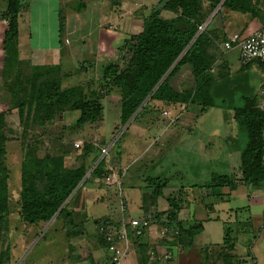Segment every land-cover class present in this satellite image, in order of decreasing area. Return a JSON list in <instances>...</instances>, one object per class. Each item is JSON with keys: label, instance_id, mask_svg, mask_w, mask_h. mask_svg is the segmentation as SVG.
<instances>
[{"label": "crops", "instance_id": "1", "mask_svg": "<svg viewBox=\"0 0 264 264\" xmlns=\"http://www.w3.org/2000/svg\"><path fill=\"white\" fill-rule=\"evenodd\" d=\"M109 1L84 0V8L70 15L61 11V7L67 8L66 0H29L31 4L26 20L22 14L19 17L23 34L19 26L18 59L32 61L33 66L58 65L62 88L81 85L85 90L92 83L99 86L100 67L111 61L107 55L112 48L118 47L115 38L118 32L120 44L125 38L139 34L143 19L150 10L163 4L160 0ZM250 1L251 13L234 12L221 4L213 7L207 1L201 2L200 17L210 39L208 52L221 72L241 68L238 50L223 49V43L229 36L239 34L247 37L264 27V0ZM3 2L0 13L5 7ZM160 15L164 19L174 17L166 10H161ZM5 25L6 22L0 18V67ZM77 31L82 34L77 35ZM47 55H51V59L47 60ZM256 67L253 64L243 71L248 80L256 77L259 72ZM186 71L187 66L170 80L171 87L177 92L191 87L192 78L189 79L186 75L189 71ZM108 94L101 99V119L70 133L75 141L94 149L93 153L98 154L97 162L102 157V147L110 145L111 150L116 147L117 154L110 165L121 175L119 185L107 187L98 178L87 175L80 189L63 205V213H57L48 222L28 225L37 229L38 234L15 264H110L109 252L100 239V222L108 219L116 224L129 218L143 217L151 218V228L142 238L129 241V253L120 264H264V244L257 242L260 238L264 240V222H261L264 220V208L256 214L253 212L258 203L264 205V191L253 190L238 182L229 198L220 201L205 188L211 183L213 173L225 175V170L229 169L231 156L227 149L231 135L237 134L232 111L173 110L166 117L162 112L154 114L152 109L140 110L123 130L119 126V91L113 88ZM114 96L118 109L116 115L113 112L106 114L115 118L108 127L104 120V101ZM152 105H161L163 110L167 107L160 102ZM14 111L12 109L10 113ZM72 117L75 122L77 117ZM116 131L120 135L116 139L117 145L113 146ZM99 141L105 144L99 146ZM89 156L91 159L93 154ZM179 168L183 172H179ZM156 185H163L157 196L154 194ZM182 196L185 203L177 214L176 222L165 227L167 221L163 213L169 209V199ZM234 201L241 203L236 210L229 207ZM155 215L158 218L154 219ZM177 222H180L182 230L194 228V235L191 238L181 236V241L177 239L172 243L178 235ZM225 223L243 224L242 230L233 237L232 248L222 239ZM252 232L258 239L250 244L244 241L243 244L241 238ZM20 239L24 241L21 235ZM164 252L170 253L169 260L161 259Z\"/></svg>", "mask_w": 264, "mask_h": 264}, {"label": "trees", "instance_id": "2", "mask_svg": "<svg viewBox=\"0 0 264 264\" xmlns=\"http://www.w3.org/2000/svg\"><path fill=\"white\" fill-rule=\"evenodd\" d=\"M83 1L75 0L73 9L77 12L81 11L85 6ZM202 1L209 2L213 7L221 4L234 12L251 13L252 11L250 0H160L162 6L153 7L149 15L143 19L141 32L125 38L119 47L118 53L124 63L123 66L117 62H109L100 67L99 91L89 90L86 93L81 85L62 88V76L58 65L29 66L28 70L31 72V76L28 77L29 84L21 83L18 75H15L14 95H17L20 102L12 106L8 112L15 109L20 119L22 116L32 118L39 126L51 122L64 112H77L74 128L80 129L101 119L103 106L100 91L108 94L113 88L118 89L120 95L121 125L127 123L145 101L147 104L164 103L166 109L172 111H176L181 105H184L183 109H187L189 105L195 104L201 106L199 110L201 112L215 108L232 111L240 136L235 141V148L240 152V177L238 180H233L231 176L213 173L211 183L205 188L220 201L229 198L238 182L251 189H258L264 183V111L253 107L247 82L242 85L235 84L244 80L246 75L238 74L216 79L208 74L207 71L214 59L208 52L210 39L205 29L202 32L198 30L202 25L200 17ZM21 8L22 0H5L4 10L0 13V18L6 22L1 38L3 55L0 78L3 79L11 77L16 71L19 72L22 67L17 52ZM161 10L173 13L174 17L162 18ZM253 64L259 67L264 76L262 67L256 62L240 66V70H248ZM185 66L191 68L195 84L186 94L177 92L170 85V80ZM263 82L264 77L261 84ZM4 119L5 114L0 112V127L3 126ZM115 145L117 142L113 146ZM85 149L82 162L76 167H63L55 171L54 168L49 169L46 159L31 158L27 161L18 200L19 217L24 224L45 223L57 213H63L62 207L65 202L80 189L89 162L93 161L94 164L98 160V154L93 153L94 149L91 146L86 145ZM2 150L0 144V155ZM92 154L93 157L90 159L89 155ZM104 161V158L100 159L94 167L91 164L93 171L90 177L98 178L101 183L107 173ZM52 165L54 166V162ZM40 173L45 175L42 189L37 186V182L43 181H40ZM7 179L5 175L0 176V240L4 233L5 215L8 213ZM153 182L159 181L153 180ZM163 185L154 187L156 196L161 193L160 188ZM184 203L183 196L169 199V209L163 213L167 221L165 227L168 228L176 222L177 214ZM156 216L154 219L158 218ZM107 225L119 228L122 221L116 224L108 219L100 222V227ZM180 225V222L175 225L178 235L172 243L181 241V236L186 235L191 238L194 235V228L182 230ZM129 237L130 240L135 239L130 234ZM100 239L107 249L108 244L101 231ZM233 246L229 242V247ZM10 253L8 245L4 248L0 246V264H8ZM108 260L110 262L109 254Z\"/></svg>", "mask_w": 264, "mask_h": 264}, {"label": "rangeland", "instance_id": "3", "mask_svg": "<svg viewBox=\"0 0 264 264\" xmlns=\"http://www.w3.org/2000/svg\"><path fill=\"white\" fill-rule=\"evenodd\" d=\"M5 1V0H3ZM0 0V10L2 6L4 5V2ZM116 0H113L114 2ZM108 2H110L108 0ZM29 0H22V8H21V13L22 17H24V20H26L27 17V12L29 11ZM31 4V3H30ZM66 6L61 7V11L65 14H74L73 12H76L73 8L75 6V0H66ZM73 9V10H72ZM64 10V11H63ZM72 12H71V11ZM20 26V31H21V23H19ZM81 31V30H80ZM77 31V35L82 34V32ZM4 32V30H3ZM21 34H23V31H21ZM119 35H116L115 38L117 40V45L118 47L113 50L112 52L110 51L107 55L108 58H110L111 61L108 62H117L119 65L123 66L122 60H120L118 49L122 45L120 44L121 37H120V32H118ZM23 37V36H22ZM70 41L72 42L73 36L72 34L70 35ZM120 44V45H119ZM19 57V56H18ZM47 60L51 59V55H47ZM126 58L128 56L126 55ZM214 59V57H213ZM22 62V67L19 70V72H15L14 75L11 77H8L7 79L0 78V112L5 114V119H4V124L2 127H0V144H2L3 150L1 152L2 155H0V176L5 175L7 179V184H8V213L5 215V226H4V233L1 237L0 240V246L4 248L5 246L8 245V247L11 250L10 256L8 258L9 264H15L16 261L19 259V256H24V251L28 249L29 246H31L38 234L37 229H34L33 227L28 226L27 224H24L20 217H19V207H18V200H19V192H20V187L22 185V176H24V170L27 167V161L32 159H39V160H44L48 162L49 169L54 168L56 171L57 169H62L63 167L65 168H71L73 166H78L81 164L82 159L84 157L83 151H86V144L85 143H80L79 141H75L74 135H71L70 131L76 130L74 128L75 122L72 116L78 117L77 112H64V114L57 115L55 119H52L51 122H48L47 124L43 126H39L35 121L32 120V118H25L21 117L19 118V114L16 112V110L12 113H9L8 111L10 108L14 105H17L18 101L17 95L15 94V87H13V83L16 80L15 75H18V78L21 83H28L29 84V78L31 76V72L29 69V66L31 65V62L29 60L22 59L20 60ZM251 67V66H250ZM188 68V73L186 75L189 77V79L192 78L191 80V87H186L182 93H189L195 86L194 84V79L192 76V70L189 66ZM257 75L254 78H249L243 71L241 70H236L233 72H221L218 66L215 65V59L208 69V74H211L214 76L216 79H219L220 77H226V76H234L238 74L246 75V78L243 80H240V82H237L235 84L242 85L244 82L248 83V86L250 88V98L252 100V105L255 109L264 111V96H260L258 93L260 84L262 82L261 78V72L259 70V67H256ZM187 70V69H186ZM185 72V71H184ZM78 81V76H76ZM80 78V77H79ZM97 81V79H96ZM233 84V86L235 85ZM101 86V85H99ZM99 86H96L95 83H92V85L89 87L85 88V92L87 93L89 88H99ZM95 90V89H94ZM12 92V93H11ZM110 95L107 93L101 94V97L104 98L105 96ZM116 97H111V99H107V101H104L105 105V114H104V120L107 122V126H111L113 124V121H115V118H113V115H116L117 109L115 106H118L114 104ZM117 100V99H116ZM189 100V98H187ZM17 103V104H16ZM155 104V102H152ZM152 103H148L145 101L144 103L141 104V106L138 108L137 112L125 123L124 125H119L121 128L123 127V130L125 127L129 124V121L140 112V110L148 111L152 109V112L156 115L159 114V112H163L166 109H161V105H152ZM147 104V105H146ZM3 108V112H2ZM201 106L200 105H189L188 111H195L198 112L200 110ZM187 109H181V107H178L176 109V112H181L185 111ZM216 109V108H215ZM212 109V110H215ZM114 110V111H113ZM112 113L111 115H106L108 113ZM71 113V114H70ZM25 114V113H24ZM162 116H164L162 114ZM168 117V116H167ZM73 119V121H72ZM156 119V118H155ZM158 119H156L157 121ZM178 120V119H177ZM176 120V121H177ZM33 121V122H32ZM64 126H67L65 129ZM118 130V128L116 129ZM122 131V129H121ZM237 134L231 135V143L229 144L228 147V152L229 155L231 156L230 160V166L229 169L225 172V175L231 176V178L234 180H238L240 177V167H239V155L240 152L238 148H235V141L240 137L238 134V130L236 129ZM120 135V132L116 131L114 132V137H113V143L115 144L117 137ZM102 141L98 142V145H104L105 143H101ZM78 143L79 147L75 148L74 144ZM116 148V147H115ZM112 149L110 151V161L115 158L116 154V149ZM98 149V148H97ZM52 162H54V166L52 165ZM93 164V161L89 162L88 168H87V175L91 174L92 172V166L96 164V162ZM91 166V167H90ZM106 166V161H104V167ZM179 167V166H178ZM177 167V168H178ZM4 170H3V169ZM186 168H184L185 170ZM187 170V169H186ZM178 171H182V169H178ZM188 172V171H187ZM228 172V173H227ZM41 174V173H40ZM85 176V177H86ZM44 179L45 175L41 174V182H37L38 188L42 189L44 186ZM183 182V181H182ZM190 185V184H189ZM253 190H260L264 191V183L261 185L258 189H253ZM209 194V193H208ZM264 201V199H263ZM241 206V203L238 201L232 202L229 207H232L234 210L238 209ZM259 206V207H258ZM258 206L255 208L254 214L259 211H263L264 205H261L258 203ZM264 214V211H263ZM264 218V217H262ZM262 223L264 222L261 221ZM240 223V222H239ZM224 226L222 227V232L224 236L222 237L224 243L226 245L230 243H234L233 237H235L236 233L239 230H242V226H235L232 224H223ZM264 226V225H263ZM102 227V226H101ZM100 227V231H101ZM216 227V225H215ZM214 227H212L213 229ZM256 228V225L254 226ZM260 233V232H259ZM258 234V233H257ZM264 234V233H263ZM24 239L22 242L20 239ZM256 234L253 232L250 234H247L246 236H243L241 238L242 243L248 242V244L253 243L254 240L258 239V237H254ZM231 239V240H230ZM33 240V243L31 244ZM241 240H238V243H240ZM260 242L262 245L264 244V240L260 238L257 240V242ZM7 244V245H6ZM31 244V245H30ZM244 244V243H243ZM16 253V255L14 254ZM11 260V261H10Z\"/></svg>", "mask_w": 264, "mask_h": 264}, {"label": "built area", "instance_id": "4", "mask_svg": "<svg viewBox=\"0 0 264 264\" xmlns=\"http://www.w3.org/2000/svg\"><path fill=\"white\" fill-rule=\"evenodd\" d=\"M198 30L202 32L204 25L199 26ZM223 49L226 51L237 49L240 66L256 62L264 71V27L247 37L232 34L223 43ZM258 93L260 96H264V82L260 85ZM179 107L183 109L184 105ZM171 111V109H166L162 114L169 117L172 114ZM74 146L77 148L79 144H74ZM110 151V145L102 147L100 150V155L102 156L100 159L104 158L107 165V173L104 175L102 183L107 187L119 185L121 177L110 165ZM150 228L151 219L149 217L129 218L119 228H115L112 225L102 226L101 232H103L105 241L108 244L107 250L109 252L110 263L120 264L127 257L129 253V234L135 239L142 238ZM160 257L162 260H169L171 258L169 252H164Z\"/></svg>", "mask_w": 264, "mask_h": 264}]
</instances>
